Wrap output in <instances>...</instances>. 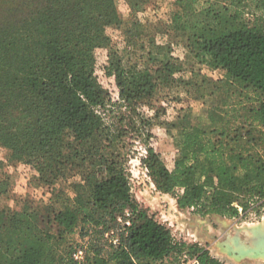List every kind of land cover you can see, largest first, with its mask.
<instances>
[{
	"label": "trees",
	"instance_id": "obj_1",
	"mask_svg": "<svg viewBox=\"0 0 264 264\" xmlns=\"http://www.w3.org/2000/svg\"><path fill=\"white\" fill-rule=\"evenodd\" d=\"M177 4L172 27L197 58L225 71V106L209 110L210 129L183 127L171 166L150 145L141 163L157 188L174 194L182 209L227 218L261 214L264 133L257 128L264 126V0ZM117 20L114 0H0V146L11 149L16 160H40L52 171L73 155L85 162L79 146L97 137L106 146L94 174L76 185L74 205L55 211L58 234L48 226L51 219L46 223L31 207L0 210V264H178L185 258L226 264L199 243L177 240L132 197L125 145L117 143L129 134L148 143L152 119L137 113L139 124L133 119L128 127L112 130L99 109L121 103L135 109L137 101L152 94L157 80L150 68L126 65L111 51L107 27ZM168 52L155 71L164 81L180 71ZM111 77L116 92L107 87ZM233 88L252 91L256 99L243 106V122L237 126L230 125L226 108L236 94ZM124 120L121 116L120 122ZM69 131L75 145L67 155ZM4 192L0 188V195ZM126 210L128 225L118 221ZM110 228L120 230L117 243L104 236ZM78 229L83 236L92 230L83 261L73 258L71 245L60 252L67 236Z\"/></svg>",
	"mask_w": 264,
	"mask_h": 264
},
{
	"label": "rangeland",
	"instance_id": "obj_2",
	"mask_svg": "<svg viewBox=\"0 0 264 264\" xmlns=\"http://www.w3.org/2000/svg\"><path fill=\"white\" fill-rule=\"evenodd\" d=\"M114 1L118 20L107 27L111 51L116 52L126 65L138 64L150 68L157 80L152 94L137 101L135 109L125 103L108 104L105 108L99 109L112 130L121 126L128 127L133 119L139 124L137 113L152 119L153 125L150 128L152 136L148 143L143 139L131 138V134L117 143V147L125 145L122 152L127 159L126 169L134 201L158 221L167 225L177 240L199 243L226 264H264L262 257L252 255L257 258L249 256L237 258L228 252V245L233 244V240L232 248L234 250L238 248L235 237L240 236L247 240V233L253 228L264 229V211L261 214L250 212L243 217L227 218L217 214L200 215L193 208L182 209L178 206L174 194L164 193L157 188L141 163L146 146L150 145L160 152L165 163L171 166L178 152L177 136L183 127L200 125L210 129L207 120L209 110L216 106H225L222 96L226 83L225 71L212 69L197 58L186 39L172 27V16L179 10L177 0ZM257 11L261 12L262 9ZM166 52L179 66L180 71L164 81L162 78L157 79L159 75L155 71L162 68L161 60ZM106 84L111 91H117L113 77L109 78ZM235 93L228 98L226 105L231 126L243 122L241 116L246 110L243 106L248 107L256 100L252 91L236 90ZM249 97L253 99L250 100ZM238 101H243L242 105H236ZM232 106L236 108L232 110ZM121 116H124V123L120 122ZM257 129L259 134L264 133V126L258 125ZM73 145H75L73 134L69 131L64 141V151L67 155ZM79 147L83 149L81 156L87 157L85 162L77 160L73 155L65 165H56L52 171L51 168L42 165L40 160L33 162L16 160L11 149L0 146V188L5 191L0 195V210L13 213L31 207L45 218L46 223L51 219L48 226L54 234H58L59 227L52 221L55 211L74 205L78 192L76 185L83 183L88 174H94L98 168L95 161L106 146L105 140L97 137ZM129 217L130 214L126 210L125 215L118 217V221L131 224ZM91 234L92 230L83 236L80 229L69 234L62 243L60 252H64L66 246L71 245L73 258L83 261ZM104 236L109 242L117 243L120 230L110 228ZM159 264L172 263L165 261ZM178 264H196V259L185 258Z\"/></svg>",
	"mask_w": 264,
	"mask_h": 264
},
{
	"label": "bare ground",
	"instance_id": "obj_3",
	"mask_svg": "<svg viewBox=\"0 0 264 264\" xmlns=\"http://www.w3.org/2000/svg\"><path fill=\"white\" fill-rule=\"evenodd\" d=\"M247 235V240H244L239 235L240 238L235 239L238 248L236 250L233 249V254H250L264 258V229L253 228Z\"/></svg>",
	"mask_w": 264,
	"mask_h": 264
},
{
	"label": "water",
	"instance_id": "obj_4",
	"mask_svg": "<svg viewBox=\"0 0 264 264\" xmlns=\"http://www.w3.org/2000/svg\"><path fill=\"white\" fill-rule=\"evenodd\" d=\"M260 225H262V224H260ZM260 225H255V226H260ZM239 237H235L234 239H238ZM233 244H234V240H233ZM233 244H229L228 245V252H229V254L230 255H233V256H236L237 258H240V257H244V256H249V257H253V258H257V257H254V256H252V255H250V254H244V255H236V254H233ZM232 251V252H231Z\"/></svg>",
	"mask_w": 264,
	"mask_h": 264
},
{
	"label": "built area",
	"instance_id": "obj_5",
	"mask_svg": "<svg viewBox=\"0 0 264 264\" xmlns=\"http://www.w3.org/2000/svg\"><path fill=\"white\" fill-rule=\"evenodd\" d=\"M80 253H81V252H80ZM77 257H79L78 254H77ZM196 264H198V263H197V260H196Z\"/></svg>",
	"mask_w": 264,
	"mask_h": 264
}]
</instances>
